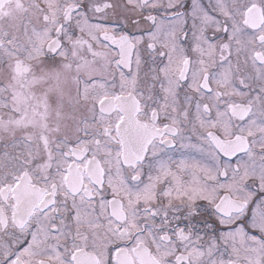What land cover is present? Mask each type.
<instances>
[{"label":"snow or ice","instance_id":"snow-or-ice-1","mask_svg":"<svg viewBox=\"0 0 264 264\" xmlns=\"http://www.w3.org/2000/svg\"><path fill=\"white\" fill-rule=\"evenodd\" d=\"M0 264H264V0H0Z\"/></svg>","mask_w":264,"mask_h":264}]
</instances>
